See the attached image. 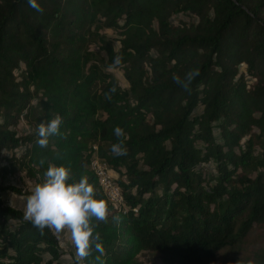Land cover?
Returning <instances> with one entry per match:
<instances>
[{
	"label": "trees",
	"instance_id": "16d2710c",
	"mask_svg": "<svg viewBox=\"0 0 264 264\" xmlns=\"http://www.w3.org/2000/svg\"><path fill=\"white\" fill-rule=\"evenodd\" d=\"M37 3L43 12L0 0V153L29 175L51 163L94 185L109 208L107 223L93 221L105 252L93 245L84 264H131L141 252L217 264L253 232L264 264V0ZM197 69L187 89L173 80ZM57 114L59 134L39 146V123ZM120 140L127 155L111 151ZM94 145L123 210L89 170ZM6 190L22 194L0 182V264H61L56 234L7 205Z\"/></svg>",
	"mask_w": 264,
	"mask_h": 264
},
{
	"label": "clouds",
	"instance_id": "9594fccd",
	"mask_svg": "<svg viewBox=\"0 0 264 264\" xmlns=\"http://www.w3.org/2000/svg\"><path fill=\"white\" fill-rule=\"evenodd\" d=\"M28 3L36 11L43 12L37 0H28ZM198 75L197 69L189 71L183 81L175 74L173 80L187 89ZM61 124L59 114L47 122H40L37 129L38 145L47 147L49 137L59 134ZM114 134L118 139L125 136L124 130L118 126ZM111 151L116 156L127 155L123 140L113 144ZM44 175V181L36 184L27 197L24 218L42 233L45 228L61 237L67 233L75 250V264H84L92 253L93 245L103 255L105 249L100 234L94 235L93 221L108 222L109 208L106 201L97 198L95 187L86 176L78 181L72 180L68 167L50 163ZM113 220L118 222L119 218L113 217ZM236 264H255V261L239 259Z\"/></svg>",
	"mask_w": 264,
	"mask_h": 264
},
{
	"label": "rangeland",
	"instance_id": "374dc122",
	"mask_svg": "<svg viewBox=\"0 0 264 264\" xmlns=\"http://www.w3.org/2000/svg\"><path fill=\"white\" fill-rule=\"evenodd\" d=\"M176 20H186L182 16H178ZM117 45V43L115 44ZM113 76L120 82L121 86L126 87V81L122 76L120 69L112 70ZM16 74V73H15ZM30 125L22 121L19 124L20 131H29ZM21 150L16 152V158L19 159ZM12 155L11 152L1 151L0 153V182H3L4 188H16L19 189L22 194L17 195L9 190L2 193V198L5 203L13 208H17L24 213L27 197L31 194L36 184L42 183L45 179V175L41 168L35 166L30 167L32 169V175H29L27 171L19 168V165L12 161L6 160ZM2 178V179H1ZM59 246L63 252L61 257V264H72L75 261V250L71 245L68 234L65 233L63 237L56 234ZM263 246L258 239H256L254 232L247 235L241 242H237L235 247L223 251L219 257L217 264H236L240 259L247 261L249 259L256 260L259 255L262 254ZM131 264H162L156 253L141 252L134 257V261Z\"/></svg>",
	"mask_w": 264,
	"mask_h": 264
},
{
	"label": "built area",
	"instance_id": "2783aa9c",
	"mask_svg": "<svg viewBox=\"0 0 264 264\" xmlns=\"http://www.w3.org/2000/svg\"><path fill=\"white\" fill-rule=\"evenodd\" d=\"M89 170L95 176L99 188L107 201L114 210L125 209L122 202L121 190L116 182V173L109 168L107 163L98 157V148L96 145L91 147V158L89 161Z\"/></svg>",
	"mask_w": 264,
	"mask_h": 264
}]
</instances>
